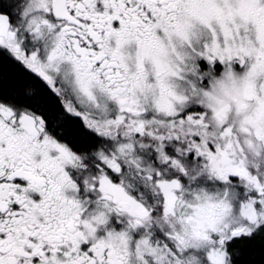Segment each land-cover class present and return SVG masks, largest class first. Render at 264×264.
<instances>
[{
  "label": "snow or ice",
  "instance_id": "obj_1",
  "mask_svg": "<svg viewBox=\"0 0 264 264\" xmlns=\"http://www.w3.org/2000/svg\"><path fill=\"white\" fill-rule=\"evenodd\" d=\"M0 264H264V0H0Z\"/></svg>",
  "mask_w": 264,
  "mask_h": 264
}]
</instances>
